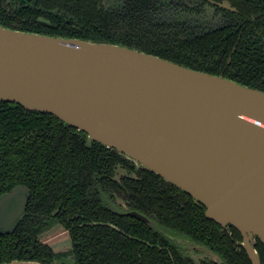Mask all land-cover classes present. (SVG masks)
I'll list each match as a JSON object with an SVG mask.
<instances>
[{"label": "water", "instance_id": "95a60500", "mask_svg": "<svg viewBox=\"0 0 264 264\" xmlns=\"http://www.w3.org/2000/svg\"><path fill=\"white\" fill-rule=\"evenodd\" d=\"M0 101L53 114L174 184L209 219L237 228L262 264L251 240L264 243V90L120 43L0 22ZM29 198L25 186L0 198V236L13 232ZM59 248L72 256V241Z\"/></svg>", "mask_w": 264, "mask_h": 264}, {"label": "trees", "instance_id": "16d2710c", "mask_svg": "<svg viewBox=\"0 0 264 264\" xmlns=\"http://www.w3.org/2000/svg\"><path fill=\"white\" fill-rule=\"evenodd\" d=\"M234 1L240 6L243 4L242 0ZM85 12V25L80 29L51 26L38 20L24 22L23 16L15 22L1 15L0 22L21 30L120 43L264 90V75L259 72H223L214 57H208L210 66L194 61L193 43L174 29L132 25L105 12L100 15L97 7H87ZM45 116L56 119L57 123L48 122ZM35 128H39L37 133H33ZM68 128L69 125L52 114L30 112L20 104L0 101V194L17 182L32 184L34 178L30 172L34 166L44 175L54 171L70 173L73 167L86 192L85 200L70 201L76 213L79 210L85 218H63L73 243L71 262H67L66 254L55 253L38 239L53 224L50 217L57 205V200L42 198L33 200L30 215L21 219L14 233L0 236V264L14 260L43 264H54L55 260L66 264H196L179 245L184 239L214 246L222 260L228 258V264H240L234 255V241L224 242L216 221L206 216V208L190 194L147 169L139 172V179L125 177L121 182L114 181L115 164L127 160L101 143L102 150L95 154V150L86 146L87 134L79 140L66 131ZM50 179L55 183L60 177L53 174ZM48 194L46 190L41 192V195ZM122 202L150 221L128 216ZM92 221L101 223L85 224Z\"/></svg>", "mask_w": 264, "mask_h": 264}, {"label": "flooded vegetation", "instance_id": "af4514ba", "mask_svg": "<svg viewBox=\"0 0 264 264\" xmlns=\"http://www.w3.org/2000/svg\"><path fill=\"white\" fill-rule=\"evenodd\" d=\"M242 2L243 4L240 6L234 0H0V16L4 15L15 19V22H18L23 16L24 22L38 20L51 26L67 25L69 28L80 29L85 25L86 8L97 7L100 15L105 12L113 17L123 18L125 22L132 25L143 24L150 29H166L168 31L174 29L181 34L183 39H188L190 43H193L191 55L194 56V61L202 65L210 66L209 58L214 57L223 72L254 71L264 75V2H247L245 0ZM46 116L44 118L48 122L57 123L56 119ZM38 130L39 128H35L33 133H37ZM66 131L72 136H77L79 140L84 139L87 134L72 126ZM44 132L46 133L47 130L44 129ZM85 141L87 147L96 151L95 154L102 150L101 144L91 140L89 136ZM69 147L72 148L73 144ZM54 150L57 151L56 148ZM118 153L127 161L115 164L113 180L121 182L125 177L139 179V172L144 169H141L125 155ZM64 163L68 166L67 161ZM30 174L34 178L32 184L17 182L9 190L3 191L0 198L4 194L12 192L17 186H25L30 190L26 210L17 220L12 233L16 231L21 219L30 215L29 210L33 200L42 198L57 200V205L52 210L50 217L53 224L38 235V239L43 244L49 245L53 249L51 243L43 241L42 236L50 232H58L59 236L67 234V237L71 239L70 230L66 227L63 218L69 216H73L72 219L85 218L79 210L76 213L73 203L85 200L86 192L77 179L80 175L73 167L70 173L54 171L44 175L38 166H34ZM53 174L59 175L60 180L53 183L50 179ZM45 190L50 194L41 195V192ZM122 204L127 215L131 211H136L129 210L125 202ZM36 216L44 217L42 214ZM100 223L92 221L85 224ZM216 226L225 243L229 239L234 241L235 252H233L236 258L240 259L239 263L254 264L244 246L243 234L234 226L225 227L218 222H216ZM251 243L264 264V243L259 238L252 239ZM179 245L194 259L196 264H223V261L225 264L229 263L228 258L222 260V256L216 254L214 246L198 244L188 239L181 240ZM66 260L71 262L72 257ZM60 263L66 264V261H54V264Z\"/></svg>", "mask_w": 264, "mask_h": 264}, {"label": "rangeland", "instance_id": "374dc122", "mask_svg": "<svg viewBox=\"0 0 264 264\" xmlns=\"http://www.w3.org/2000/svg\"><path fill=\"white\" fill-rule=\"evenodd\" d=\"M43 241L51 243L52 247L60 246L58 250L68 251L71 249V239L67 234L59 236L58 232L47 233L42 236ZM197 258V257H196Z\"/></svg>", "mask_w": 264, "mask_h": 264}]
</instances>
